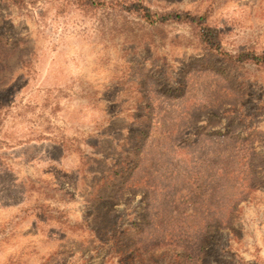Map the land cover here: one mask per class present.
<instances>
[{
    "label": "rangeland",
    "instance_id": "1",
    "mask_svg": "<svg viewBox=\"0 0 264 264\" xmlns=\"http://www.w3.org/2000/svg\"><path fill=\"white\" fill-rule=\"evenodd\" d=\"M103 1L92 13L76 0H0V264H128L97 231L117 216L126 230L142 225V205L134 248L156 239L138 264L187 251L206 223L222 240L210 264H264V65L215 59L264 54V0H123L204 16L226 56L205 50L186 18L158 36ZM157 57L177 97L145 80ZM141 129L143 167L112 192L117 157Z\"/></svg>",
    "mask_w": 264,
    "mask_h": 264
},
{
    "label": "trees",
    "instance_id": "2",
    "mask_svg": "<svg viewBox=\"0 0 264 264\" xmlns=\"http://www.w3.org/2000/svg\"><path fill=\"white\" fill-rule=\"evenodd\" d=\"M12 5H16L19 8L24 7L26 3L34 4L37 0H6ZM55 0H48L49 4H53ZM75 4H72L73 7L78 5L77 10H85L90 11L92 13H95L97 8H99L101 5H106V3L103 0H76L74 2ZM117 5L121 9H125L129 12H134L138 15V17L143 20L144 22L154 26V33L161 34L163 33V29H159L157 25H163L168 20L172 21H180L181 19L186 18L189 20V22L193 23L198 29L196 30V37L199 40V43L203 46V48L209 52L216 51L217 53L226 56L221 51L220 44H219V31L213 27L212 25H207L206 20H204V16H192L190 14H187L185 12L175 13V12H163L160 14H157L149 9V7H145L141 4L140 1H123V0H116L115 3L112 1L109 6H115ZM60 7L57 8V11L59 13ZM204 15V14H203ZM143 28V26H141ZM150 34L143 32L142 36H149ZM1 52H4V50H0V56H2ZM217 61L225 60V62L228 65L232 66H239L241 65V61L247 59V62H252L253 64L257 66L264 65V54L262 55H255V53L251 50L240 52L238 55L233 57H215ZM154 62L151 63V65L156 64V67H152L150 71L152 73H147L145 75V80L151 79V74L157 76L156 83L158 88H160V92L163 93V95H169L172 94L173 98L177 97L179 93L181 92V83L180 85L172 84L170 81L174 80L169 75H166L165 78L161 77L158 74V69L160 66L164 67L165 60L161 57H157ZM230 61V62H229ZM238 64H234L237 63ZM232 66H227L229 69ZM141 69H145L142 67ZM168 70V69H166ZM176 74V73H175ZM121 80V79H120ZM130 83H127V86H129ZM217 111V110H216ZM214 111V113L216 112ZM227 114V113H226ZM143 115H146V113H142L139 110L134 111V116L138 117V120L142 123H146L145 117ZM215 118L218 117V115H213ZM242 116H246L245 114ZM222 118V117H221ZM144 129V128H143ZM141 129L140 132H136V135L133 140L130 141V149L126 151V156H118L117 157V165L113 168V172L110 175V184L109 186L112 188V192L116 191L118 188L116 185L118 183L116 182H125L128 179L132 178V176L137 172L141 171L142 169V163L140 164V156L138 155L139 152L142 150L141 146V137H145L146 133L144 134V130ZM147 170V169H144ZM147 173L145 179L141 181V183L147 184V178L149 177ZM113 185V186H112ZM129 192H132V189H128ZM147 194H144V198L142 201L145 200V196ZM140 206V204H137L136 207ZM147 206L142 205L141 207V213L138 212L142 225H138L131 222V227H126L121 222V217L117 216L118 219H114L115 223H108V226L105 225V230L102 229L101 226H99L100 231H97V237H99L101 240L103 239V242L105 244H110L111 247L114 248L116 253H119L121 258L127 259L128 264H138V257H140L139 254H142L143 256L149 257V250H147L148 247H150L151 243H154L153 240L156 238L150 240L149 244H145L142 242L141 245L137 248H134L135 238H132L135 233H141L144 229V226L147 224ZM118 212L112 213L113 216L117 215ZM146 220V221H145ZM218 223H206L204 225H201V231L197 232L195 234H192L190 237L192 246H187V251H179L174 253L172 256H169V259L164 264H182V262L186 264H210L212 261L213 255L219 254L217 253V247L222 242L220 236H219V229L217 226ZM122 225L124 226V230L122 229ZM122 230V231H121ZM100 232L103 234L104 237H100ZM126 235V237H124ZM122 236L124 238H122ZM105 238V239H104ZM141 239V238H139ZM140 252V253H138ZM125 253V254H124ZM221 255V254H220ZM147 257V258H148ZM158 259V258H157ZM223 260V259H222ZM149 260L145 259V262H148ZM224 261V260H223ZM225 262V261H224ZM148 264H150L148 262ZM160 264V263H159Z\"/></svg>",
    "mask_w": 264,
    "mask_h": 264
}]
</instances>
